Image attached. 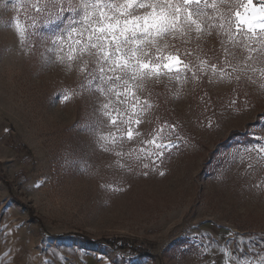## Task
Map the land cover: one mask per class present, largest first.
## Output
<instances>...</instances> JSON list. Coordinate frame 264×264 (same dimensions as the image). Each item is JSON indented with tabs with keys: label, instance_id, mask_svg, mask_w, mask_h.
Here are the masks:
<instances>
[{
	"label": "rangeland",
	"instance_id": "1",
	"mask_svg": "<svg viewBox=\"0 0 264 264\" xmlns=\"http://www.w3.org/2000/svg\"><path fill=\"white\" fill-rule=\"evenodd\" d=\"M25 1L0 0V264H264V0H242L219 63L168 50L164 5L123 21L159 50L117 66L128 86L100 127L99 87L69 52L33 47ZM235 130L253 142L207 162Z\"/></svg>",
	"mask_w": 264,
	"mask_h": 264
},
{
	"label": "trees",
	"instance_id": "2",
	"mask_svg": "<svg viewBox=\"0 0 264 264\" xmlns=\"http://www.w3.org/2000/svg\"><path fill=\"white\" fill-rule=\"evenodd\" d=\"M241 2L242 0H200L186 4L183 0H29L23 4L21 20L29 38L33 40L34 48H61L71 54L72 65H84L83 76L88 81L93 79L91 87H99L100 127L106 121V116L113 114L116 92L128 86L127 73L119 74L115 70L117 66L125 65L128 69L129 66L132 67L129 56L133 49L142 50L144 62H148V59L155 60V54L159 50L158 43L154 46L141 43L139 40L143 36L138 32L122 34L119 26L123 21L141 18L164 5L169 15L179 17L177 21H170L164 27L155 29L160 36L168 39V50L179 56L187 67L191 66L195 60L194 55L197 54H203L208 60L219 63L220 56L225 58L226 51L232 47V43L226 47L224 43L238 35L235 30V15ZM98 66L99 75H94L92 69ZM101 103L107 104L104 111ZM234 142L246 144L252 143L253 139L246 131H232L218 143L207 162L211 163L210 158L220 148H229ZM204 166L208 164H203L201 176ZM204 176L208 177L210 174ZM74 236L87 244L121 251L130 250L141 258L153 256L150 248L136 245L135 240L128 237L92 241L84 233Z\"/></svg>",
	"mask_w": 264,
	"mask_h": 264
}]
</instances>
